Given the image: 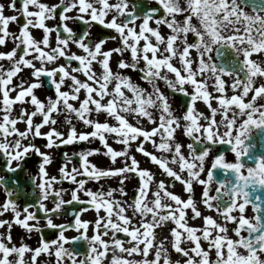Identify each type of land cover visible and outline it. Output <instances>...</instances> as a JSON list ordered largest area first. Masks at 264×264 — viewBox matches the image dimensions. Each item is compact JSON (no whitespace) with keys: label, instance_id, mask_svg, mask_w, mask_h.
Listing matches in <instances>:
<instances>
[{"label":"snow or ice","instance_id":"1","mask_svg":"<svg viewBox=\"0 0 264 264\" xmlns=\"http://www.w3.org/2000/svg\"><path fill=\"white\" fill-rule=\"evenodd\" d=\"M157 3L159 8H150L138 16L135 5L129 10V0H59V3L51 5L42 0H21L19 12L24 17V23L18 35L9 31L10 22L18 17L5 15V4L0 3V45L5 44L9 37L15 43L11 50L0 52V60L8 61L7 67L0 63V153L7 159L10 173L22 167V161L30 152L42 158L39 183H36L37 176L31 177L33 190H39L34 204H26L20 209L13 198L19 185L8 187L6 178L0 176V186L4 187L8 197L0 205V213L9 210L13 213L12 221L0 219V226L8 225V231L0 233V264H37V257L41 253L51 255L53 247L57 264L64 259L70 264H102L110 244L112 249L118 248L129 255L140 253L145 258L135 261L113 255L111 264H160L162 256L163 264H264V197L254 195L258 189H264V155L252 154L250 149L253 145L245 143L253 133V126L264 129V104L257 102L258 99L264 100V83L255 84L257 77L264 78V62L252 59L253 54L264 53V15L256 11L255 5V14L246 12L241 7L242 0H157ZM7 7L16 10V0H11ZM60 8L63 10L59 12V23L49 27L46 21L56 18ZM161 9L163 15H159ZM73 11L75 15H69ZM110 14L111 19H106ZM178 16L183 19H177ZM74 19L88 25L80 34L69 26L68 22ZM137 20L141 21L138 26ZM150 21L156 27L150 26ZM93 22L114 30L119 37L118 46L104 48L109 39L116 40L117 36L90 39ZM161 25L166 26L170 34L162 35ZM31 28L42 29V38L36 39ZM53 32L56 33L55 46L50 42ZM190 34L193 37L191 42ZM72 44L80 52H72ZM225 47L231 48L235 56L241 58L238 60L239 69L213 60L210 54L215 50L220 56ZM193 50L197 54L195 57L192 56ZM125 52L130 54V59H119L118 70L113 71V55L123 57ZM61 58L65 63L57 64L56 61ZM174 59L178 60L179 67L173 63ZM94 63L99 64L100 71L94 68ZM26 67L32 69L31 80L20 79L14 84L13 79ZM124 69L139 71L141 79L150 85V90L124 74L121 71ZM80 74L85 79H80ZM225 76L233 77L231 96L227 95ZM41 77L48 78L53 88V95L43 100L35 91L43 87ZM160 81L172 92L190 97L183 117L174 114L168 96L161 90ZM209 81L217 95L208 90ZM186 85L192 88L191 92ZM82 91L83 99L80 97ZM13 92L15 95H10ZM250 92L251 98L246 100ZM197 100L206 103L210 116L196 110ZM213 100L217 103L216 107L212 106ZM17 104H30L32 107L31 110L20 107L18 114L13 115ZM218 112L221 113L219 122L215 119ZM73 114L76 120L91 130L78 131L72 123ZM101 114L106 117L104 121L97 118ZM60 115H64V123L69 126L67 133L58 130ZM38 116L40 120L36 122L34 118ZM129 116L136 120L135 124L130 122ZM145 118L154 126L144 127L140 121ZM201 118L206 123L201 124ZM109 119L113 122L110 123ZM181 119L186 121L184 134L192 141L186 145L189 150L187 157L182 151L185 146L175 138ZM19 123L25 124L23 130L17 126ZM46 126L48 131H42ZM221 126L224 131H220ZM109 136L123 147L115 149L108 142ZM157 136L159 143L155 139ZM38 137L46 138L45 147L48 149L98 139L103 145L104 155L113 163L118 157H124L125 164L118 168H100L89 159L101 152V149L93 148L72 153L71 156L65 153L66 162L59 168V177L50 176L46 165L52 162V157L33 142ZM134 142L137 152L159 165L173 181L184 185L187 199L170 191L165 180L156 181L149 169L140 167L136 157L129 155ZM148 142L158 151L171 153V160L178 162L179 171L169 167L166 157H157L148 151L145 147ZM221 144L231 146L235 160L227 161L225 154L220 152L212 158L206 170V161L213 147ZM77 157L79 166L73 165L69 169V163ZM129 160L130 164L127 163ZM185 170L186 178L182 175ZM217 171L223 173L222 177L217 176ZM130 173L139 179L133 203L128 205L133 209V216L139 215V225L133 224V217L126 214L124 205L113 196L117 191L126 194L123 187L107 190L86 187L90 180L100 181L114 176H119L123 185ZM65 180L76 185L67 200L64 194L68 190L54 187ZM213 182L216 184L215 195L211 194ZM153 183L156 188L149 202L147 197ZM194 183L203 187L199 202L194 198ZM81 193L97 213L96 219L92 222L82 220L77 213L74 224L54 223L53 216L60 213L65 205L85 202L81 201ZM50 198L51 208L46 203ZM163 198L170 203H162ZM198 203L208 210H215L222 221L203 215ZM249 204L254 212L251 217L244 214ZM188 209H191L192 219L203 220L202 227L189 225ZM87 210L81 209V212ZM101 210L104 216L99 215ZM37 212L43 215L38 216ZM41 219L45 221L42 226ZM168 221L175 224L171 229V245L181 257L176 261L170 259L163 240L154 245V229ZM12 222L30 233H40L38 246L30 248L25 243L19 246L13 244ZM90 223L94 231L91 237L87 235ZM229 223L235 224L231 229L235 238L228 234ZM67 227H75L77 231L83 229L79 237L72 239L83 238L89 242L84 258L77 260L80 254L65 248L69 239L64 235ZM43 228H58L60 231L56 239L46 240ZM109 231L112 232L111 242L102 238ZM121 232L130 237L133 246L124 247L123 241L116 235ZM182 240L192 246H182ZM202 240L207 243V249L202 247ZM153 248L154 258L149 260L147 257ZM213 249L214 260L210 259ZM239 249H243V253ZM27 252L32 253L29 260L24 258Z\"/></svg>","mask_w":264,"mask_h":264},{"label":"flooded vegetation","instance_id":"2","mask_svg":"<svg viewBox=\"0 0 264 264\" xmlns=\"http://www.w3.org/2000/svg\"><path fill=\"white\" fill-rule=\"evenodd\" d=\"M145 1V0H129V4H128V8L129 10H131L133 8V6L135 5V10H136V6L137 4H139L140 2ZM149 2V5H154L157 4V0H147ZM256 2L253 3V0H251V4L253 3V6L255 5L256 11L259 12V14L264 15V10H261V7L264 6V0H255ZM42 2L47 3L49 5L51 4H56L59 3V0H42ZM110 2H116V0H110ZM183 2V0H182ZM244 0H242L241 3V7H244V10L246 12H249L250 14H255L253 12V7L251 8L249 5L244 4L243 3ZM0 3L5 4V15H16L18 17V19L14 22H10L9 24V31L11 33L14 34H19V29L20 26L24 23V17L20 14L19 12V8L21 7V0H16V10H13L8 6V4L11 3V0H0ZM247 5V6H245ZM30 10H34L31 9ZM63 9L60 8L57 10V17L54 19H49L46 21V24L49 27H54L55 25H57L59 23V12H61ZM69 15H75V11L69 13ZM106 19H111V14L106 17ZM141 22L140 20H137L136 23ZM69 26L77 33L80 34L84 31L85 28L88 27V25H86L84 22L80 21L79 19H74L68 22ZM30 31L32 32L33 36L36 39H40L43 36V30L39 29V28H31ZM63 34V33H62ZM66 35V34H64ZM111 36H117L116 40H111L109 39L107 41V43L104 45L105 49H109V48H115L118 46L119 44V37L117 35V33L112 30L109 29L103 25H100L97 22H93L91 29H90V39L92 40H97L100 38H105V37H111ZM55 37H56V33L53 32L50 34V42L53 46H55ZM13 47H15V43L14 41L9 37L6 38V43L3 45H0V52H7L9 50H11ZM18 50V54H19ZM71 51L72 52H80V49H78V47L75 44L71 45ZM213 57V60L218 61L219 60L216 58V53L215 50L213 51V53L210 54ZM254 57H259V61L260 62H264V53H259V54H253L252 59H254ZM124 58V59H130V54L128 52H125L123 57L119 56V59ZM239 59H241L240 57H238ZM258 61V60H257ZM0 63L4 64L5 67L8 66V61L7 60H0ZM57 64H64L65 61L63 58L59 59L58 61H56ZM39 66V65H37ZM54 65H48V67H53ZM75 66V65H74ZM224 66L226 67H232L235 69H239L240 64L237 62L235 65H229L228 63H226ZM115 70L117 71V66L115 68ZM128 70V73L127 71ZM31 68H24L23 71L18 74L17 77H15L13 79V83H19L20 79H25V80H31ZM124 72V74L130 75L134 81L140 83L143 87H145L141 81L139 80V71H132L131 69H124L121 70ZM82 74H80L81 77ZM241 75H243V73H241ZM41 79L43 80V87L36 89L35 91H37L38 93L41 94V99H45L47 96L53 95V88L52 85L50 84L48 78L46 77H41ZM81 79V78H80ZM264 83V78H260L257 77L255 84L258 86L259 84ZM239 92V90H237V93ZM251 92L249 94L248 97H246L245 99H250L251 98ZM10 95L14 96L15 92L11 93ZM82 92L80 94L81 99H83L84 94L82 95ZM260 104H264V100H259L257 101ZM78 107V104L76 105ZM20 107H27L29 110H31V105L30 104H25V105H20L17 104L14 106V112L13 115L18 114L19 112V108ZM72 123L76 125L77 130L78 131H90L91 129L89 127H87L86 125H84L82 122L76 120L75 115H72ZM36 122H39L40 117H36L34 118ZM58 121L59 123L57 124L58 130L67 133L68 131V125L64 123V115H60L58 117ZM102 121L103 117H102ZM21 130H23L25 128V124L24 123H19L17 125ZM257 129H255V127H253V132H255ZM42 131L46 132L48 131V126H46L45 128L42 129ZM40 149L41 151H46L48 152L51 157H52V162L49 165H46L47 171L49 173V175H55L57 177H59V168L60 166L65 163V159H64V154L67 153L69 154V156H71L72 153H76V152H80L82 151V146L86 147L87 149L91 150L93 148H97L96 145L92 144L91 146H89L88 148V144L85 142H79V143H75V144H69V145H60L59 147H54L51 149H48L45 147L46 145V138L45 137H38L33 141ZM25 143H27V141H25ZM246 143V141H245ZM248 144V143H246ZM261 149L257 150V151H253L254 155H263L264 154V143L261 144ZM85 148V149H86ZM225 154L226 160L229 162H233L235 160V154L231 151H228ZM94 156V155H92ZM215 156V150H212V152L210 153L209 157L211 160L212 158ZM245 160L247 159L246 157L244 158ZM42 158L35 152H30L25 159L22 161V167L20 169H17V171L15 173H10L7 170V159L6 157L3 156L2 153H0V176H4L7 180V186L8 187H12L15 188L17 185H19V189L22 190H17L13 193V198L16 199L17 204L19 205L20 209H22L26 204H34L35 203V199L36 197L39 195V190L36 189L35 191L33 190V185L31 183V177L32 176H37V181L36 183H39V165L41 163ZM91 160V159H90ZM15 161H13V166H15ZM248 163H251L250 161ZM79 166V158H74L71 163H69L68 167L69 169L73 166ZM78 179H80L81 177H77ZM54 187L56 188H65L68 190V192H66L64 194V199H70V192L71 189H73L74 187H76L75 184H73L70 181H63L62 183H58L55 184ZM99 188H103V187H99ZM109 188H115L113 186H110ZM120 188V187H119ZM131 193V192H130ZM130 193L128 194V197L130 199ZM216 194V193H215ZM214 194V195H215ZM81 195V201H87V197L84 196L83 193L80 194ZM8 199L7 197V193L4 190L3 186H0V205H3L4 202ZM226 199V198H225ZM47 205L49 208L52 207V199L50 198L48 201H46ZM69 205H65L64 208L62 209V211L56 215L53 216V220L54 223L58 224V225H66L69 224L70 219L67 217L66 215V208ZM81 207H79V209L77 210V212L79 213V215L81 216L83 212H81ZM35 211V209H30ZM245 215L248 217H251L254 215L252 206L249 204L246 206L245 208ZM23 215V214H22ZM38 216H42L43 213L41 212H37ZM12 217H13V213L11 210L0 213V219L2 220H6V221H12ZM30 223H33V221H30ZM45 223V221L43 219L40 220V224L41 226ZM4 227L5 231H8V225L5 224L2 226V228ZM23 229V231H25V234L21 233V235H24V239L21 241V243H25L29 246H38L39 241H40V236L41 234L38 232H28L27 230H25L23 227H21L20 225L12 222L11 224V235L13 237L14 240V236L18 234V232ZM54 233L53 235H51L52 237L50 238H55L58 236V233L60 230H58V228H52ZM246 235V233H244ZM20 235V236H21ZM37 237V239H36ZM48 238V239H50ZM238 251L243 253V249H239Z\"/></svg>","mask_w":264,"mask_h":264},{"label":"rangeland","instance_id":"3","mask_svg":"<svg viewBox=\"0 0 264 264\" xmlns=\"http://www.w3.org/2000/svg\"><path fill=\"white\" fill-rule=\"evenodd\" d=\"M177 19H180L182 20L183 17L182 16H178ZM141 22L139 23H136L137 26L140 24ZM150 26L152 27H156V25L154 24V22L150 21ZM160 31L162 33V35H165L167 36L168 34H170V30L164 26V25H161L160 26ZM153 39V43H155V40L154 38ZM190 39H193V37L191 36V34L189 35V41L191 42L192 40ZM141 44H143V41H141ZM197 54L196 52L193 50L192 51V56L195 57ZM259 57H254V60H258L259 61ZM119 60V56L114 54L113 55V58L111 60V67L113 69V71H116L115 68L117 66V61ZM173 63L179 67V62L178 60L174 59L173 60ZM141 67L143 66V61H141ZM94 68L97 70V71H100V66L99 64H95L94 63ZM127 73H128V70H126ZM82 80L85 79V77L83 75H81L80 77ZM224 79L226 80L227 84H226V87H227V95L228 96H231L233 94L232 92V89L230 87L231 85V82H232V79L233 77L231 76H225ZM139 80L141 81V83L145 86V88H148L150 90V85H148L145 81H143L141 79V73H139ZM160 87H161V90L165 93V95L168 96V99H169V102L172 106V110L174 112V114L178 117H183L184 113H185V110L184 108L180 105L178 99L174 96H172L167 88V86L163 83V81H160ZM211 81H209V91L212 92L213 95H217L218 93H215L211 87ZM187 89L189 92L192 91V88L190 86H187ZM36 94L41 98V94L38 93L36 91ZM83 91H82V95H83ZM238 94V93H236ZM81 95V96H82ZM212 106L213 107H216L217 106V103L215 100L212 101ZM200 107V108H199ZM205 107H207L206 103L202 100H197L196 101V104H195V108L197 111L199 112H202L204 113L205 116H209L210 115V111L209 110H206ZM201 109V110H200ZM208 109V107H207ZM104 114H101L99 117H97L100 121H102V117H103ZM229 115H231V113H229ZM215 119L217 120V122L220 121L221 119V113H217ZM130 120V119H129ZM132 123H136V120L135 119H131ZM201 124H204L206 123V121L201 118L200 121H199ZM141 124H143L144 127L146 128H151L153 127L154 125H152L151 123H149L146 118L145 119H142L140 121ZM186 123V121H184L183 119L180 120V125L181 127L178 128L175 132V138L177 141H179L182 145H184L185 147H183L182 151L183 153L185 154V156L187 157L188 156V148L186 147L187 144L191 143L190 139L184 134V131H183V126L184 124ZM220 131H224V128L223 126H221L220 128ZM156 142L159 143L160 140H159V136H157L156 138ZM108 142L109 144H111L115 149L117 150H120L123 145L121 144H118L114 141V139L109 136L108 137ZM85 143L88 144V146L94 144L97 146V148L101 149V152L99 154H95L94 156H90L89 159H91V162L96 164L98 167L100 168H118V167H123L124 164H125V158L124 157H118L116 162L113 163L110 158L106 155L103 154V145L100 143V141L97 139V140H91V141H85ZM145 147L148 151H151L153 152L157 157H166L169 161V165H172L171 168H173L174 170L176 171H179V164L178 162H172L171 160V156L172 154L171 153H167V152H161V151H158L157 149L154 148V146L152 145V143L148 142L145 144ZM136 143L134 142L132 144V148H131V151L129 153V155H134L136 157V159L139 161V165L141 168H147L149 169L152 173L155 171L156 174H155V180L156 181H159L161 179L165 180L166 184L169 185V190L170 191H173L174 193L180 195L182 198L184 199H187V193L184 191V185L179 182V181H173L170 177L167 176L166 173L163 172V170L160 168L159 165L155 164V163H150V162H145L143 159H142V154L137 152L136 150ZM86 150H89V149H85L84 146H82V151H86ZM127 163L130 164V160L127 161ZM210 163H211V159L210 158H207V161H206V170L207 168L210 166ZM182 175L186 178V170L184 173H182ZM204 175V174H202ZM120 177L119 176H114V177H108V178H103L101 179L100 181H92L90 180L86 187L88 188H91L93 190H97V189H100L99 187H103L104 190H107L109 189L110 186H113L115 188H119V187H123L124 190H125V193L126 194H121L120 192H115L113 193V196L116 200H119L123 205L124 207L126 208V214L129 215L130 217H133V224L135 225H139V222H140V217L139 215H135L133 216V209L132 208H129L128 205H131L133 203L132 200H129V197H128V190H134V189H137V187L139 186V179L136 175L134 174H128V178L124 181L123 185H121L120 183ZM155 188H156V185L155 183L151 184L150 185V192H149V195L147 197V200L150 202L152 200V195L151 193L153 191H155ZM215 188H216V184L215 182H213V184L211 185V194L214 195L215 194ZM153 190V191H152ZM152 191V192H151ZM202 191H203V187L199 184H195L194 183V198L197 202H199L201 200V196H202ZM162 203H170L169 200H167L166 198H163L162 199ZM215 203V202H214ZM198 207L199 209L201 210L202 214L203 215H211L213 216L214 219H216L218 222L222 221V217L219 216L217 214V212L215 210H208L204 207V205L202 203H198ZM233 214H236L238 215L237 212H234ZM246 214V213H244ZM100 216H104L105 213L103 210L100 211L99 213ZM192 212H191V209H188L187 210V219H188V223L189 225L191 226H196V227H202L203 226V220L201 218H196V219H192ZM96 216H97V213L92 209V210H88L87 212H84V214L80 217L82 220H88L90 222L94 221L96 219ZM113 219H115V217H113ZM150 219V217H149ZM175 227V224L171 221H168L166 222L163 226L161 227H157L154 229V232H155V240H154V245L155 244H159V242L161 240L164 241V247L168 249V253H169V256H170V259L172 261H176L178 259H181V257L179 256L178 253L175 252V250L172 248V245H171V241H172V235H171V229ZM235 227V224L234 223H229L228 224V228H229V235L232 236L233 238H235L234 236V233L231 231V229H233ZM23 229H21L17 235L14 236V240H12V243L13 244H16L17 246H19L21 244V241L24 239V235H21ZM83 231V229H81L80 231H77L76 228L72 229V230H68L66 232H64V235L66 237H68V242L64 245L65 248L73 251L71 249V241H72V238L73 237H77L78 235H81V232ZM7 231L3 230L2 226H0V233H6ZM23 233L25 234V231H23ZM94 234V231H93V226L92 224L90 223L89 224V227L87 229V235L89 237H91L92 235ZM199 234V233H198ZM21 235V236H20ZM117 237H119L122 241H123V245L124 247H131L133 246L132 243H130V237L125 234V233H117L116 234ZM57 237L55 238H50L49 240L51 239H56ZM103 239L111 242L112 240V232L109 231L107 235L103 236L102 237ZM37 239V237H36ZM85 244H86V247H87V251L89 250V242L87 240H85ZM201 244H202V247H204L205 249H207V243L204 242L203 240L201 241ZM11 246V245H9ZM182 246H188V247H191L192 245L186 241H183L182 240ZM142 247V245H141ZM110 252H112V255H116L117 257H122V258H126V259H130V260H135V261H142L143 259H145L143 257L142 254L140 253H134L132 255H129L128 253L126 252H121L118 248L117 249H112L111 248V244H110V249H109ZM154 252H155V248L151 249L150 252H149V255L147 257V259L151 260L154 258ZM55 248L53 247L52 248V254L49 255L47 253H41V256L42 258L37 260V264H57V258L55 256ZM28 253H25V260H29L28 256H27ZM84 258V255H79L77 257V260L79 259H82ZM198 259V258H197ZM210 259H215V250L213 249L212 252L210 253ZM112 262V259L109 260V261H106L105 258H103L102 260V264H111ZM61 264H70V262L67 260V259H64ZM160 264H163V256L161 257V261H160Z\"/></svg>","mask_w":264,"mask_h":264},{"label":"water","instance_id":"4","mask_svg":"<svg viewBox=\"0 0 264 264\" xmlns=\"http://www.w3.org/2000/svg\"><path fill=\"white\" fill-rule=\"evenodd\" d=\"M144 11H146V9H145ZM178 96L180 97L182 103H184L185 105H187L188 97L185 96V95L182 94V93H178ZM218 177H221V175L218 174ZM260 190H263V191H264V189H260ZM254 194H255V193H254ZM75 244H76L75 247H76V249H77L78 251H81L82 253H85V252H86V250H85V248H84L85 246H84V244L82 243V238L78 239V240L75 242Z\"/></svg>","mask_w":264,"mask_h":264},{"label":"bare ground","instance_id":"5","mask_svg":"<svg viewBox=\"0 0 264 264\" xmlns=\"http://www.w3.org/2000/svg\"><path fill=\"white\" fill-rule=\"evenodd\" d=\"M208 90H209V89H208ZM199 108H200V107H199ZM205 109L210 111V109H207V107H205ZM200 110H201V109H200ZM209 116H210V115H209ZM128 118L130 119V121H131V119H134V118L131 117V116H129ZM105 119H106V117H105V115H103V120H105ZM109 122L112 123L113 121H111V120L109 119ZM169 167H172V165H169ZM153 174H154V176H155L156 172L154 171ZM152 191H153V190H152ZM152 191H151V192H152ZM112 257H113L112 252L108 251L107 254H106V256H105L104 258H105L106 261H109V260L112 259Z\"/></svg>","mask_w":264,"mask_h":264}]
</instances>
